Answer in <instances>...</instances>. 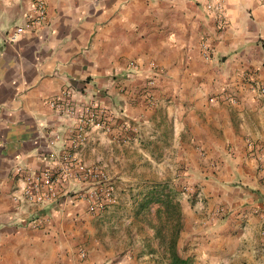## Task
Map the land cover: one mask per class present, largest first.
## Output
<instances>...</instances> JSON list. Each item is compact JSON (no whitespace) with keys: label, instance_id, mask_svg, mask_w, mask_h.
<instances>
[{"label":"crops","instance_id":"obj_1","mask_svg":"<svg viewBox=\"0 0 264 264\" xmlns=\"http://www.w3.org/2000/svg\"><path fill=\"white\" fill-rule=\"evenodd\" d=\"M43 3V20L11 41L34 8L0 0V264H168L133 217L162 180L180 204L181 259L264 264V0ZM66 88L109 112L108 133L87 129L72 146V120L50 107ZM63 152L80 165L73 179L90 166L110 178L105 210L88 212L74 195L87 186L60 179ZM16 167L52 170L59 198L18 201Z\"/></svg>","mask_w":264,"mask_h":264},{"label":"built area","instance_id":"obj_2","mask_svg":"<svg viewBox=\"0 0 264 264\" xmlns=\"http://www.w3.org/2000/svg\"><path fill=\"white\" fill-rule=\"evenodd\" d=\"M34 11L27 16V25L24 27L16 26L9 34L11 41L16 40L23 35L26 27H32L41 22L45 15V7L43 0H31ZM210 9V6L207 7ZM202 56L205 60H209V48L206 42L201 44ZM150 84H153L156 74L159 70L152 66L150 70ZM264 95V87L259 88ZM50 107L56 114L62 118L72 120L74 124L75 136L71 138V144L74 148L83 141V135L87 129H97L108 133L110 131V123L113 121L109 112L97 105L93 100L87 103L77 104L71 98V91L66 88L61 92L58 98H54L50 102ZM56 139L58 137H55ZM247 146L251 149L254 144L247 141ZM62 166L60 168V179L65 181L74 180L77 183L85 184L87 187L76 192L75 198L84 200L87 204V210L90 213H99L105 210L107 206L114 201V186L110 178L96 166L80 167L81 178H72L73 171L79 167L77 159L68 152L61 154ZM15 175L21 180L22 188L20 196L17 199L24 203L45 206L55 202L60 194L57 189L58 178L50 169L41 170L38 173L30 172L21 167L15 168ZM84 257V252H80Z\"/></svg>","mask_w":264,"mask_h":264},{"label":"trees","instance_id":"obj_3","mask_svg":"<svg viewBox=\"0 0 264 264\" xmlns=\"http://www.w3.org/2000/svg\"><path fill=\"white\" fill-rule=\"evenodd\" d=\"M135 216L147 222L153 231L151 245L156 246L153 241L157 242L158 248L163 252L162 257L168 264H191L190 260L181 259L176 251L177 239L182 229V215L174 190L168 189L165 184L150 187L137 202Z\"/></svg>","mask_w":264,"mask_h":264},{"label":"rangeland","instance_id":"obj_4","mask_svg":"<svg viewBox=\"0 0 264 264\" xmlns=\"http://www.w3.org/2000/svg\"><path fill=\"white\" fill-rule=\"evenodd\" d=\"M167 185L168 189L170 190H174L175 188L172 186L171 182L169 180H162V181H153L152 183L149 184L148 188L146 189V191L144 192V194L150 189V187L154 186V185ZM175 191V190H174ZM176 192V191H175ZM177 193V192H176ZM143 194V195H144ZM142 198V196L138 199V201ZM178 198V196H177ZM137 201V202H138ZM137 206V205H136ZM135 211H136V207H135ZM135 211H134V228L136 230L137 233L139 234H153V231L148 227L147 222L143 221L142 218L140 217H136L135 216ZM151 213H153V209H151ZM146 218H148V216H146ZM153 243L157 246V242L153 241ZM158 247V246H157ZM86 254V253H85Z\"/></svg>","mask_w":264,"mask_h":264}]
</instances>
